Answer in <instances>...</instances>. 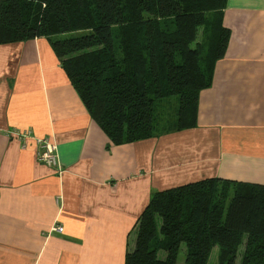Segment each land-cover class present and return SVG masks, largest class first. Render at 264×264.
I'll return each mask as SVG.
<instances>
[{"label":"crops","instance_id":"crops-1","mask_svg":"<svg viewBox=\"0 0 264 264\" xmlns=\"http://www.w3.org/2000/svg\"><path fill=\"white\" fill-rule=\"evenodd\" d=\"M224 6L229 41L196 126L137 142H109L46 37L0 44V264H124L153 191L264 184V0ZM45 137L58 170L37 160Z\"/></svg>","mask_w":264,"mask_h":264},{"label":"trees","instance_id":"trees-1","mask_svg":"<svg viewBox=\"0 0 264 264\" xmlns=\"http://www.w3.org/2000/svg\"><path fill=\"white\" fill-rule=\"evenodd\" d=\"M224 5L0 0V44L46 37L109 142H137L196 126L198 93L229 41ZM133 228L124 264H211L214 247V264H264V184L209 177L153 191Z\"/></svg>","mask_w":264,"mask_h":264},{"label":"built area","instance_id":"built-area-1","mask_svg":"<svg viewBox=\"0 0 264 264\" xmlns=\"http://www.w3.org/2000/svg\"><path fill=\"white\" fill-rule=\"evenodd\" d=\"M13 133L17 136V138L22 141L26 137L30 135L29 131H22L17 132L13 131ZM35 141H37L38 149H37V160L40 163L47 164L53 168H56L57 170L60 168V164H58L57 160V152H56V146L55 144L50 141L47 137L45 138H35ZM24 146V144L22 145ZM62 226H55L52 228L51 231L60 233L62 231Z\"/></svg>","mask_w":264,"mask_h":264},{"label":"rangeland","instance_id":"rangeland-1","mask_svg":"<svg viewBox=\"0 0 264 264\" xmlns=\"http://www.w3.org/2000/svg\"><path fill=\"white\" fill-rule=\"evenodd\" d=\"M201 40H202V38H201ZM162 106H163V111L161 110V112L162 113H165V117L168 119V118H170V116L169 115H172V113H173V110L176 108V102L174 101V98H171L170 100H168V101H166V102H164L163 104H162ZM217 248L216 247H214L213 248V255H212V257H211V264H214V257H215V254H216V252H217V250H216ZM179 256H178V261H182L183 260V257H184V251H183V248L181 247L180 249H179ZM161 252V251H160ZM164 254V252H161V256ZM164 256V255H163Z\"/></svg>","mask_w":264,"mask_h":264}]
</instances>
